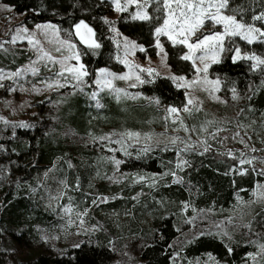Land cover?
<instances>
[{
    "label": "trees",
    "instance_id": "trees-1",
    "mask_svg": "<svg viewBox=\"0 0 264 264\" xmlns=\"http://www.w3.org/2000/svg\"><path fill=\"white\" fill-rule=\"evenodd\" d=\"M0 1L26 14L25 22L30 25L57 23L73 32L74 25L84 20L101 44L95 54L79 46L89 73L86 81L90 87L85 92L76 90L68 76L62 77L64 86L55 90L50 100L34 105L37 115L28 122L30 127H17L7 137H0V232L11 235L15 250L30 248L35 242L30 235L33 229L55 225L61 208L68 205L81 213L91 212L98 229L94 225V233L63 255L29 254L12 264H110L115 250L128 242L138 246L142 264H257L258 260L264 264L259 259L264 245V175L259 174L264 170V65L253 67L255 63L245 59L234 62L229 53L211 69L221 82L223 96L235 89L244 98L240 113L225 126L234 130L246 125L252 136L263 135L261 141H254L256 151L243 157L216 141L206 152L204 146L196 145L185 150L191 145L187 136L164 125V109H180L187 103L184 90L169 79L155 76L133 89L144 96L134 102H116L105 96L100 109L87 98L99 70L124 71L115 27L154 55L155 29L163 22V13L155 10L156 5L149 8L154 19L138 21L127 13L108 19V5L102 0ZM229 8L236 10L237 19L264 28L260 21L251 19L264 11V0H229ZM105 19L114 23H105ZM163 39L173 71L193 75L191 61L181 58L186 46ZM237 41L243 51L264 58V42ZM29 58L25 50H14L6 58V67L17 70ZM44 77L51 82L59 76L45 74L35 81ZM49 103L60 105L59 110L53 111ZM112 128L120 133L139 132L151 139H123L119 144L101 140L108 136L104 131ZM66 129L89 138L90 143L70 142ZM173 138H179L175 144L171 143ZM145 147L147 153L143 152ZM124 148L130 155H124ZM112 158L123 161L116 170L123 178L121 183L109 185L104 180L115 172ZM241 160L251 163L241 164ZM92 197L108 198L109 202H93ZM202 219L212 220L219 228L177 247L189 230L187 226ZM8 250L0 243V264L12 259Z\"/></svg>",
    "mask_w": 264,
    "mask_h": 264
},
{
    "label": "rangeland",
    "instance_id": "rangeland-1",
    "mask_svg": "<svg viewBox=\"0 0 264 264\" xmlns=\"http://www.w3.org/2000/svg\"><path fill=\"white\" fill-rule=\"evenodd\" d=\"M108 6V19L115 20L123 13H127L130 18L132 14L136 11L135 5H129L127 12H117L115 11V5H113L112 0H102ZM123 3V0H121ZM155 5V4H152ZM150 5L149 8L152 6ZM149 8L147 9L148 12ZM26 14L17 13L14 7L9 4L3 3L0 1V74L8 76V74L20 71L21 75L19 77H12L0 80V84L3 87H0V116L4 117L8 124H5L3 121H0V137L8 136L13 132L18 126L20 122H31L37 114L34 110V105L37 102H44L50 100L52 94L55 90L60 89L59 86L62 84V77L68 76L76 90H80V92H85L86 89L90 87L86 81V76L83 77L81 82L73 79L72 75L66 71L64 68L69 65H74L77 62L75 60L65 61L62 65L59 61L63 60L65 56L70 55L65 47H63L59 40H63L68 38L67 33L71 31H66L59 26L57 23H43L37 25H53L56 29L59 30L58 33L54 32L52 28L47 29H37L36 25H30L25 22ZM132 19V18H131ZM133 20V19H132ZM142 21V20H138ZM257 27H260L258 24H255ZM20 26L26 27L29 29V33L22 34L19 39L16 40L15 43L11 42L12 37L16 35V29ZM218 31H222L220 26H217ZM216 28V29H217ZM115 33H119L117 42L118 45L122 47L123 55L120 58L121 64L124 66V71L117 72L108 68H102L107 71V73L114 74L115 76L121 75H129L131 79L128 80H119L112 79V76L102 77L100 74V70L97 73V79H107L111 81L112 87H107L103 83L102 84H94L93 91L90 95L87 96L90 101V105H96L97 108H102V97H109L110 99L116 102H124L131 101L134 102L143 94L139 92H134L133 89L141 87L149 79L157 76L155 72H158L161 77L169 79L171 76L176 77H184L185 80H177L173 82L172 79H169L177 88L183 89L186 97L187 103L184 107H188L189 111H183V108L178 109L177 113H169L168 109H164V119L165 126L174 127L176 129H180L181 132L187 136V140L191 145L196 146H210L212 141H216L223 145L224 149L228 151L237 150L240 152L243 157L252 153V149L255 147L254 141L259 139L260 141L263 138V135L258 134V137L252 136V129L246 125H239L235 127V129H231L225 126V124L231 120L234 116L238 115L242 109V104L244 102V98L240 93H231L229 96H223L221 94V82L220 80L212 75V67L215 64L213 63L211 58H206L204 63L209 65L208 71L205 74L203 72L204 63H201L199 59H196L194 74L191 76L185 74H177L173 71L168 62V53L166 50L164 39H168L167 36L161 35L159 37L160 43L163 45V52L160 51L156 47L155 40V52L154 55L147 51V48L140 45L135 39L124 35L120 32L118 27H115ZM207 30V29H206ZM264 30V28H262ZM74 32V31H73ZM31 35L34 43H28V36ZM125 39L129 41L135 42L137 45L142 46L145 51H139V48L131 50L125 49L124 43ZM195 37H192V40H195ZM237 39L247 42L246 40L241 39L239 36L236 37H226L223 52L219 53V61L221 62L225 55L231 53L232 60L235 56V53L229 49L239 47L241 50V55H255L253 53L245 52L241 49L240 44ZM39 40L40 43L36 44L35 41ZM73 42L77 45V50L79 51V46H85L79 42V39L75 36L72 37ZM264 40V38L254 39L252 43L260 42ZM172 44L173 41L169 40ZM248 43V42H247ZM179 44V43H175ZM61 48L60 52H57L56 49ZM187 48V47H186ZM25 50L27 54H30V58L27 60L25 65L19 67L17 70H10L6 66V58H10V55L14 50ZM42 49V50H41ZM44 52L49 53L56 62L53 60H49L48 57L44 56ZM159 53V54H158ZM165 53L167 54L165 56ZM189 54V49L187 48V52L185 55ZM202 53L197 51L195 52L193 58L201 55ZM127 60L128 64H125L123 61ZM241 59H236L235 61H239ZM247 60V59H245ZM163 61V62H162ZM191 63L193 64L192 60ZM234 61V60H233ZM256 63L254 60H252ZM219 62V63H220ZM80 63H82L80 59ZM132 65L133 67H129ZM135 65H139L141 68H151L154 69L155 72L152 75H149L146 72H140L139 68L134 67ZM37 69L36 74L34 75L31 69ZM196 68H200L201 71L197 72ZM63 72V75H58V73ZM59 76L56 77L54 81L49 82L45 77L42 81H35L42 76ZM140 75V77L145 80V83L141 84L136 80V75ZM205 77L207 81H219L218 85L210 84L205 81ZM192 81H199L198 83H191ZM48 84H53L52 88L47 87ZM132 85H135L133 87ZM190 85V86H189ZM15 88L16 91H10V89ZM39 89V91H37ZM114 89H123L124 92L117 93ZM126 93V94H125ZM95 94V95H93ZM235 95V99L233 96ZM144 97V96H143ZM189 99L192 100V104H189ZM49 107L53 109V111L57 112L59 110L60 105L55 103H49ZM177 109V108H176ZM183 121V125L181 124ZM211 122V123H209ZM217 126L218 129H223L222 131L217 132V129H212L213 126ZM185 126L188 128V131H185ZM204 129H207L206 131ZM124 132H131L129 130H124ZM175 134V131H172ZM106 133L110 137L111 141H116L121 139L119 135L113 134H121L112 128V130H105ZM139 133V132H135ZM211 133H216V136L213 137L210 135ZM236 133H239L237 136ZM65 137L72 143L80 144V145H88L90 143V139L87 137H82L77 135L73 130L66 129L64 131ZM149 136V135H147ZM146 136L140 134V137L133 138L136 141L145 142L150 139H145ZM180 138V137H179ZM124 139H127L126 137ZM207 141V145L201 143V141ZM241 140L244 142L241 143ZM118 144V143H116ZM246 163V162H245ZM115 172L111 175L109 174L105 178V183L109 185H113L122 180V174L116 172L117 166L114 165ZM2 179L0 178V181ZM122 182V181H121ZM120 182V183H121ZM103 199L91 198V201L97 202ZM104 200V199H103ZM106 202H109L108 198ZM90 209V208H88ZM86 213V214H85ZM81 213L75 210L72 206L68 205L61 208L60 216L56 218V224L50 227H35L31 232V236L34 237L33 243H30V248H21L15 250L14 244H12V237L9 233H1L0 232V243L3 246L7 247L9 250V256L12 258L10 262L7 264H12L18 258H26L27 255L33 254V256L39 254H47V255H63L66 250L70 248H74L75 245H80L84 240L86 235L88 236L91 233H94V225L98 229L97 221H92L90 218L91 212L89 211ZM97 217V216H95ZM98 218V217H97ZM83 221V223H81ZM99 221V220H98ZM208 221V222H207ZM212 220L202 219L191 225H188L189 229L187 233L182 235L181 240L176 244L177 247H180L181 243L191 240L193 237L197 236L208 230H217L219 228V224L211 223ZM102 226V225H101ZM245 225L242 224V227ZM245 232H249V228L245 227ZM7 250V249H6ZM14 252V253H12ZM259 259H263L264 262V249L261 250V255H259ZM259 263V260L256 261ZM257 263V264H258ZM110 264H142L139 257V248L132 242H128L120 249L115 250V259Z\"/></svg>",
    "mask_w": 264,
    "mask_h": 264
},
{
    "label": "snow or ice",
    "instance_id": "snow-or-ice-1",
    "mask_svg": "<svg viewBox=\"0 0 264 264\" xmlns=\"http://www.w3.org/2000/svg\"><path fill=\"white\" fill-rule=\"evenodd\" d=\"M113 5H115V11L117 12H127L129 5H135L136 11L134 14H132L131 18L133 20H143L148 21L152 20L155 17H153L149 12L148 8L150 5L155 4L156 5V11L163 13V22L161 26L156 27L155 29V35L157 37L156 41V47L160 49L161 52H163V45L159 41V37L161 35H165L168 37L169 40H172L173 43H179L185 45L189 49V54L184 55L181 58L184 60H192L193 66L195 67L196 59H199L201 63H204L206 58H211L213 63H219V53L223 52L225 50L224 44H225V38L226 37H236L239 36L241 39L246 40L248 43H252L254 39L258 38H264V30H262V27H257L255 24L246 23L242 18L237 19V13L236 10L229 8V0H123V3L121 0H112ZM251 19L253 21H260L262 26H264V11H261L259 14H254ZM105 23L112 24L114 22L108 21L105 19ZM217 26H220L222 28V31L215 30ZM37 29H47L52 28L54 32L58 33L59 30L55 28L53 25H36ZM207 29V30H206ZM113 31H116L113 29ZM29 33V29L26 27L20 26L16 29V35L12 37L13 43L16 42L17 39L21 37L22 34ZM119 35V33H117ZM75 36L79 39V42L86 46L87 49L93 50V54H95L94 50L99 49L101 47V44L97 41L96 33L93 30L92 27L89 26L84 20H80L78 23L74 25V32H68L66 39L59 40V43L67 49V51L70 53V55L65 56L63 60L59 61L62 65L65 63V61L69 60H75L77 63L74 65H69L64 68V71L70 73L73 77V79L77 80L78 82H81L83 80V77L87 76L89 73L87 69L85 68V65L83 63H80L81 55L82 53L77 50V45L73 42L72 37ZM192 37H195V40H192ZM261 42H264L262 40ZM28 43L32 44L34 43L32 36H28ZM36 44H39L40 41L36 40ZM125 49H137L139 48V51L143 52L145 49L142 46L137 45L133 41H129L125 39L124 43ZM42 50V49H41ZM235 53V56L233 57V60L235 62L236 59H247V60H254L256 63L253 65V67H257L259 65H264V58H261L256 55H241V50L239 47L229 49ZM57 52L61 51V48L56 49ZM201 52L202 54L199 56H196L195 59L193 58L195 52ZM159 54V53H158ZM167 54L165 53V56ZM44 56L48 57L49 60H54V58L47 52H44ZM125 64H128L127 60L123 61ZM163 62V61H162ZM129 67H133L132 65H129ZM134 67L139 68L140 72H146L149 75H152L155 70L151 68H141L139 65H135ZM209 65L207 63H204L203 72L206 74L208 71ZM32 73L35 75L37 72V69L33 68L31 69ZM197 72H200V68H196ZM100 74L102 77L112 76V79H119V80H128L131 79L129 75H121V76H115L114 74L107 73L105 69L100 70ZM155 74L158 76L159 73L155 72ZM21 75L20 71H16L13 73L8 74V76L0 74V80L6 79V78H12V77H19ZM58 75H63V72L58 73ZM169 79H172L173 82H176L177 80L184 81V77H176L171 76ZM136 80L139 81V83L143 84L145 83V80H143L140 75H136ZM205 81L210 84L218 85L219 81H207L205 77ZM199 81H192L191 83L195 84ZM95 83L104 84L107 87H112L111 81L107 80L106 78L101 80L97 79ZM53 84H48L47 87L52 88ZM59 87H63L64 85H57ZM135 87V85H132ZM190 86V85H189ZM0 87H3L2 84H0ZM10 91H16L15 88L10 89ZM39 91V89H37ZM117 93L124 92L123 89H114ZM233 93H235V89H233ZM126 94V93H125ZM95 95V94H93ZM235 99V95L233 96ZM156 103H159V101H156ZM189 104H192V100L189 99ZM183 111L188 112L189 108L184 107ZM169 113H177L178 109L172 107L168 109ZM0 121H3L5 124H8L9 121H7L4 117L0 116ZM211 123V122H209ZM181 124L183 125V121H181ZM22 128H28L30 125H28L25 122H20L18 125H14ZM185 131H188V128L185 126ZM205 131L207 129H204ZM223 129H217V132L222 131ZM113 135H119L121 139L112 141L114 143H121V141L126 137L127 139L131 140L133 138H139L140 133L135 132H124L121 134H113ZM213 137L216 136V133H211ZM238 136L239 133H236ZM101 140L103 139H110V137H101ZM145 139H151L150 136H146ZM176 139L179 138H173L171 140V143L175 144ZM244 141L241 140V143ZM201 143L207 145V141H201ZM195 145H186L185 150L193 149ZM148 148L145 147L143 149V152L147 153ZM209 147H204V151H208ZM109 151H114L113 149H109ZM124 155H130V153L127 151L126 148L123 149ZM252 151H256V149H252ZM203 154V153H201ZM114 164L117 166V169L119 168V165L123 163L120 159L112 158ZM251 163V160L244 161L241 160V164L243 163ZM182 163H187L186 161H183ZM182 164H178L177 167H181ZM260 175H264V170H261ZM174 175V173H173ZM143 179V177H141ZM179 182V180H177ZM264 187V186H261ZM105 200L107 198H104ZM187 207V205L185 206ZM86 214V213H85ZM191 221H189L190 223ZM83 223V221H81ZM227 235V233H224ZM75 247H79V245H75ZM261 248L264 249V245H261ZM232 249L229 248V252H231Z\"/></svg>",
    "mask_w": 264,
    "mask_h": 264
}]
</instances>
